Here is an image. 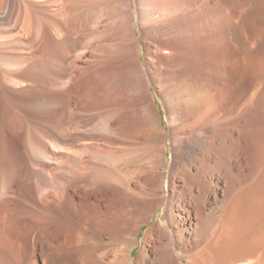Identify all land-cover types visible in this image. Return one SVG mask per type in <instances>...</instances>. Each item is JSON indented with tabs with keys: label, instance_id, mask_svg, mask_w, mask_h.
Wrapping results in <instances>:
<instances>
[{
	"label": "bare ground",
	"instance_id": "bare-ground-1",
	"mask_svg": "<svg viewBox=\"0 0 264 264\" xmlns=\"http://www.w3.org/2000/svg\"><path fill=\"white\" fill-rule=\"evenodd\" d=\"M0 264H264V0H0Z\"/></svg>",
	"mask_w": 264,
	"mask_h": 264
},
{
	"label": "rangeland",
	"instance_id": "rangeland-1",
	"mask_svg": "<svg viewBox=\"0 0 264 264\" xmlns=\"http://www.w3.org/2000/svg\"><path fill=\"white\" fill-rule=\"evenodd\" d=\"M158 215H159V214H156L155 217H154V219H156V218L158 217ZM152 221H153V220H152ZM152 221H151V222H152ZM151 222H150V223H151Z\"/></svg>",
	"mask_w": 264,
	"mask_h": 264
}]
</instances>
